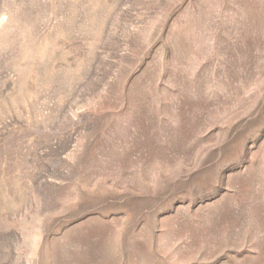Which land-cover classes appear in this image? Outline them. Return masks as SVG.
I'll use <instances>...</instances> for the list:
<instances>
[{
    "label": "rangeland",
    "instance_id": "374dc122",
    "mask_svg": "<svg viewBox=\"0 0 264 264\" xmlns=\"http://www.w3.org/2000/svg\"><path fill=\"white\" fill-rule=\"evenodd\" d=\"M0 264H264V0H0Z\"/></svg>",
    "mask_w": 264,
    "mask_h": 264
}]
</instances>
